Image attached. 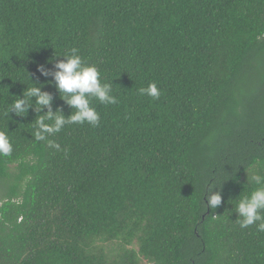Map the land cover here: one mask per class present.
I'll return each instance as SVG.
<instances>
[{"label":"trees","instance_id":"1","mask_svg":"<svg viewBox=\"0 0 264 264\" xmlns=\"http://www.w3.org/2000/svg\"><path fill=\"white\" fill-rule=\"evenodd\" d=\"M72 48L118 102L38 141L6 113L42 87L70 116L39 68ZM0 131V264H264L234 210L264 175V0H0Z\"/></svg>","mask_w":264,"mask_h":264},{"label":"clouds","instance_id":"2","mask_svg":"<svg viewBox=\"0 0 264 264\" xmlns=\"http://www.w3.org/2000/svg\"><path fill=\"white\" fill-rule=\"evenodd\" d=\"M77 48H72L70 54L62 56L64 59L54 64L55 72H50L45 67L39 68L40 73L48 77L52 76L55 87L66 104L73 110L68 117L57 111L53 113V97L50 93L42 90V87H27L23 98L12 101L7 115L15 113L18 117H26L30 109L38 114L35 124L36 140H44L45 134L53 135L62 131L66 125L89 124L93 127L99 126L100 114L95 107L91 106L92 99H96L102 105H115L118 100L112 94L113 85L101 83V73L94 65H88L78 54ZM36 85V84H34ZM140 95H146L158 100L161 90L156 83H150L147 88H140ZM48 109L46 114L39 115ZM51 121L52 123H46ZM13 153V144L4 131H0V156L8 157ZM251 180L257 185L250 195L240 196L234 210L239 218L237 222L241 228H249L256 225L258 232H264V175L254 174ZM242 197V198H241ZM236 201V200H235ZM222 203L219 192L208 196V205L216 209Z\"/></svg>","mask_w":264,"mask_h":264}]
</instances>
